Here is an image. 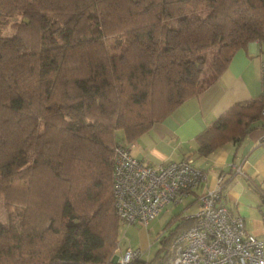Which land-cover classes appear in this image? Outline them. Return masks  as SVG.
Segmentation results:
<instances>
[{
  "label": "trees",
  "instance_id": "obj_1",
  "mask_svg": "<svg viewBox=\"0 0 264 264\" xmlns=\"http://www.w3.org/2000/svg\"><path fill=\"white\" fill-rule=\"evenodd\" d=\"M10 21L18 46L3 36ZM253 41L264 42V0H0V195L17 219L0 222V264H119L116 147L200 95ZM212 45L210 74L194 80ZM262 105H232L196 136L197 153L242 139ZM192 224L127 264H167Z\"/></svg>",
  "mask_w": 264,
  "mask_h": 264
},
{
  "label": "crops",
  "instance_id": "obj_2",
  "mask_svg": "<svg viewBox=\"0 0 264 264\" xmlns=\"http://www.w3.org/2000/svg\"><path fill=\"white\" fill-rule=\"evenodd\" d=\"M261 50L257 41L237 50L227 68L200 95L184 101L130 144L131 154L145 163L158 166L191 158L205 174L196 189L180 203L168 204L149 224H156L157 219L166 215L164 229L168 232L189 219L198 209L200 194L213 188L217 177L222 175L221 201L243 218L247 233L264 240V142L261 141L264 129L260 117L252 122L242 139L228 141L207 155L197 153L196 141V136L232 105L260 97V63L264 61ZM230 163H235L240 170L230 168ZM169 206L181 208L173 213ZM140 249L146 253L145 249ZM154 253L141 259H150Z\"/></svg>",
  "mask_w": 264,
  "mask_h": 264
},
{
  "label": "built area",
  "instance_id": "obj_3",
  "mask_svg": "<svg viewBox=\"0 0 264 264\" xmlns=\"http://www.w3.org/2000/svg\"><path fill=\"white\" fill-rule=\"evenodd\" d=\"M261 97L264 99V61L260 63ZM264 129V105L260 109ZM261 141L264 142V133ZM230 168L239 171L235 163ZM205 179L191 158L150 165L131 154L130 146L118 145L114 154L112 197L115 212L124 225L147 226L168 204L180 203ZM224 177L199 196L190 215L193 224L171 243L167 264H264V240L247 233L243 218L221 201ZM139 247H126L116 258L119 264L141 258Z\"/></svg>",
  "mask_w": 264,
  "mask_h": 264
},
{
  "label": "rangeland",
  "instance_id": "obj_4",
  "mask_svg": "<svg viewBox=\"0 0 264 264\" xmlns=\"http://www.w3.org/2000/svg\"><path fill=\"white\" fill-rule=\"evenodd\" d=\"M13 21V20H12ZM12 21L7 25L3 30V36L9 41L12 45H19V42L14 38V28L11 25ZM216 45L210 46L207 50L200 53L203 56V62L199 59L198 65L199 69L195 70L192 73V78L197 81H201L203 77H206L210 74L209 66L211 58L215 51ZM260 48L262 49V56H264V42L260 43ZM12 183L14 185H24L23 181L18 179H13ZM169 209L173 210V213L178 212L181 207L174 208L169 206ZM15 204L6 205L3 196L0 195V222H7L10 218L12 224H17V219L15 218ZM169 213V212H168ZM172 213V214H173ZM167 214V213H166ZM190 214V213H189ZM194 214V213H191ZM10 217V218H9ZM166 215L162 218L156 220V224L150 223L148 226H144L141 223H136L135 225H120L119 227V243L117 249H114L111 254V260L116 261L117 255L121 252L120 248H123L127 245L139 247L146 250V253L142 255L143 258L147 255H152L158 248V239L157 236L167 235L165 228ZM185 230V229H184ZM183 231V230H182ZM140 259V258H137ZM136 260V259H134Z\"/></svg>",
  "mask_w": 264,
  "mask_h": 264
}]
</instances>
